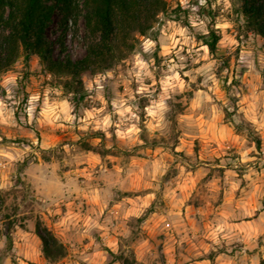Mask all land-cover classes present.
Segmentation results:
<instances>
[{
  "label": "clouds",
  "instance_id": "1",
  "mask_svg": "<svg viewBox=\"0 0 264 264\" xmlns=\"http://www.w3.org/2000/svg\"><path fill=\"white\" fill-rule=\"evenodd\" d=\"M242 7L172 0L79 93L0 73V264H50L49 234L68 264H264V36Z\"/></svg>",
  "mask_w": 264,
  "mask_h": 264
},
{
  "label": "trees",
  "instance_id": "2",
  "mask_svg": "<svg viewBox=\"0 0 264 264\" xmlns=\"http://www.w3.org/2000/svg\"><path fill=\"white\" fill-rule=\"evenodd\" d=\"M242 2L239 12L248 18L247 28L264 36V0ZM169 7L168 0H0V71L8 70L22 54L27 59L35 55L50 72L59 76L70 75L72 79L65 88L79 93L82 73L103 71L124 58L134 46L128 43L131 34L134 31L144 34L156 12L164 10L167 14ZM56 12L59 13L57 28L60 31L57 38L60 53L57 56L53 54L52 41L47 36ZM81 22L85 54L74 59L63 53L65 37L70 30L77 34ZM4 30L9 34L4 35ZM218 39L213 34L210 42L213 52ZM38 234L44 238L42 233ZM49 240L50 234L45 239V258L57 262L67 253L59 248H49Z\"/></svg>",
  "mask_w": 264,
  "mask_h": 264
},
{
  "label": "rangeland",
  "instance_id": "3",
  "mask_svg": "<svg viewBox=\"0 0 264 264\" xmlns=\"http://www.w3.org/2000/svg\"><path fill=\"white\" fill-rule=\"evenodd\" d=\"M168 1L171 4L172 0H168ZM201 11L203 12L204 10L202 9ZM236 11L239 12V9H237ZM179 12H180V10L176 11L177 14ZM208 14L209 15H214L211 12H209ZM58 19H59V13L56 12L53 15L52 23H51L50 27L47 30V36L52 41L53 54L55 56H57L60 53V45H59V42L57 41V38H58L59 32H60L58 30V28H57ZM186 23H187V21H185V24ZM249 31H251V30H249ZM83 32H84L83 22L80 23V29H79V32L77 34H74L72 30H70L68 32V34L65 37L66 49H65V51L63 53H67L69 56H71L74 59L80 58V57H82L85 54V45H84V41H83ZM17 61H21L23 66H24V72H23L24 82H27L28 85L33 88V90H36V86L39 84V76L42 73H40V72H30L29 69L31 67H33V66H39V65H45V64L35 55H32V56H30L27 59L22 54L18 58ZM157 62L159 63V60ZM228 66H229V61H228V59H225L224 67H228ZM45 71H49L47 69V67L45 68ZM4 72L5 71H0V73H4ZM89 74H91V73H89ZM92 74H94V73H92ZM30 76L33 77V79L30 80L29 79ZM56 76L58 77L59 75H56ZM24 82L21 83V91L24 90ZM80 99H82V97ZM52 135L54 137H56V138H59V139L63 140V141H67L68 136H69L68 133H63L62 134V133H58V132L57 133H53ZM84 147L87 149L88 145H84ZM5 219H7V217H5ZM37 228H38V233H39L40 232L39 223L37 225ZM50 264H68L67 254H66L65 257L61 258L57 262H50Z\"/></svg>",
  "mask_w": 264,
  "mask_h": 264
}]
</instances>
